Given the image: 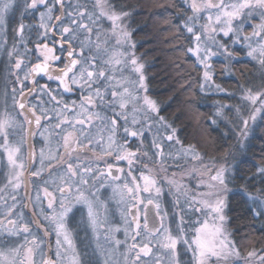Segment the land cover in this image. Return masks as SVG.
Here are the masks:
<instances>
[{"label": "snow or ice", "instance_id": "obj_1", "mask_svg": "<svg viewBox=\"0 0 264 264\" xmlns=\"http://www.w3.org/2000/svg\"><path fill=\"white\" fill-rule=\"evenodd\" d=\"M175 7L203 73L186 91L233 95L215 83L214 57L241 63L242 52L261 67L241 106L218 103L209 121L234 112L231 130L247 138L264 120V0ZM130 16L116 0H0V264H264V242L242 252L226 218L239 179L264 220V166L245 179L183 144L149 95Z\"/></svg>", "mask_w": 264, "mask_h": 264}, {"label": "trees", "instance_id": "obj_2", "mask_svg": "<svg viewBox=\"0 0 264 264\" xmlns=\"http://www.w3.org/2000/svg\"><path fill=\"white\" fill-rule=\"evenodd\" d=\"M178 2L116 0L117 4L131 13L129 24L132 37L140 47L137 54L141 53L139 57L148 64L146 75L149 95L160 103L161 115L177 128L183 144L196 145L208 157L221 160L227 157L230 163L239 166L237 175L245 179L252 177L256 173L255 165L264 166V120L260 117L252 137L242 151L238 150L237 145L234 148L233 132L225 122L210 124L209 121L216 119L218 103L235 105L239 101L240 85L253 87L261 82V77H258L259 67L244 58L241 52L239 61L242 62L233 64V76H226L224 63L217 62L219 69L214 76L215 83L232 93L231 97L224 94L206 97L193 90L186 91L193 78L202 76V70L195 58L184 50L191 45L187 34L176 27L173 13L183 14L175 7ZM236 154L238 156L234 157ZM251 183H258V178L249 181ZM233 186L236 189L244 188L245 181L238 179ZM226 218L234 237L243 241L241 248L248 250L260 247L259 242H264V220L253 217L245 198L236 191L227 198Z\"/></svg>", "mask_w": 264, "mask_h": 264}, {"label": "rangeland", "instance_id": "obj_3", "mask_svg": "<svg viewBox=\"0 0 264 264\" xmlns=\"http://www.w3.org/2000/svg\"><path fill=\"white\" fill-rule=\"evenodd\" d=\"M127 24H128V26H129V28H130V24H129V18H128V20H127ZM130 30H131V28H130ZM132 40L135 42V44H136V48H135V54H136V56L137 57H139L140 55H141V53H138L137 54V49L138 48H140V47H138V42L136 41V40H134L133 39V37H132ZM234 55L236 56V59L237 60H240V54L239 53H234ZM244 55V58H246V59H250V58H248V57H246V55L245 54H243ZM3 57H0V61H1V59H2ZM140 58V57H139ZM141 59V58H140ZM251 60V59H250ZM5 61V60H4ZM251 61H253L255 64H257V62L256 61H254V60H251ZM141 62H143L144 64H145V66L146 67H148V64H146L145 62H147V61H143V60H141ZM224 63L223 62V58L222 57H214L212 60H211V64H212V68H213V72H214V76H215V74H216V71L219 69V67H218V63ZM235 63V61H233L231 64H225L224 63V65H225V75L226 76H233L234 74H235V71H234V68H233V64ZM151 66V65H150ZM257 66L259 67V71H260V73H259V75H258V77H262V70H261V67L257 64ZM203 73H201V75H202ZM261 83V82H260ZM260 83H258L257 85H255V86H253V88H255V87H257V86H259V84ZM219 94H223V93H219ZM240 96V95H239ZM151 97V96H150ZM152 98V97H151ZM230 106H241V100L239 99V101L235 104V105H230ZM227 109H225V115H226V119H224V120H217V123H219V121L220 122H225L226 124H227V127L231 130L232 129V125H233V118H234V115H235V113L234 112H231V111H229L228 113H227V111H226ZM259 119H260V117H257V121H256V123H255V125H250V128H251V131L249 132V135H248V137L247 138H238L237 137V133L236 132H233L232 130V132H233V136H234V138H235V141H234V143L235 144H233V146H234V148L236 149V146L235 145H237V147H238V150L240 149L241 151L242 150H244V148L246 147V145L248 144V141H249V139L252 137V135H253V132H254V128H255V126L257 125V123L259 122ZM177 129V128H176ZM177 135L179 136V134H178V130H177ZM179 138H180V136H179ZM180 140H181V138H180ZM182 141V140H181ZM185 145V144H184ZM186 146V145H185ZM238 156V154H236V155H234V157H237ZM208 157V156H207ZM210 158H212V157H210ZM215 159V158H214ZM216 160H221V159H217L216 158ZM232 165H233V162L231 163ZM233 185H230V188H234V191L233 192H235V187L233 186ZM190 187H191V185H190ZM231 194V193H230ZM101 196H102V198H103V196H104V193L102 192L101 193ZM229 196V195H228ZM228 196H227V198H228ZM171 200H172V197H171V195L166 191L165 192V194H164V196H163V202H164V204H165V206H170L171 205ZM112 207V205H110V208ZM115 207V206H114ZM227 209V208H226ZM111 214H112V216L114 217L115 215L117 216V222H119V210L115 207L114 208V211L113 212H111ZM111 219H112V217H111ZM230 231V230H229ZM231 232V231H230ZM232 233V232H231ZM233 240H235L236 241V243H237V246L241 249V251L242 252H246L247 250H246V248L244 249V248H241L240 247V244L243 242L242 240H240V241H238L235 237H234V235L232 234V237H231ZM250 249V248H249ZM248 249V250H249Z\"/></svg>", "mask_w": 264, "mask_h": 264}, {"label": "flooded vegetation", "instance_id": "obj_4", "mask_svg": "<svg viewBox=\"0 0 264 264\" xmlns=\"http://www.w3.org/2000/svg\"><path fill=\"white\" fill-rule=\"evenodd\" d=\"M5 72H6V62L4 61V58H2L1 61H0V83H2L3 75L5 74ZM43 82L44 81H41V83H43ZM54 86H55L54 84H50V87H54ZM145 143L147 144V141H145ZM114 208H115L114 205H112V207L110 208L111 212L114 211ZM25 214H26V216L28 215V211L27 210H26ZM111 217H112V220H114L116 222L118 221L116 215L113 217L112 214H111ZM75 224L77 226V231H79V234L82 237L83 236V232L80 231V228H82V225L79 224V217H77V221L75 222Z\"/></svg>", "mask_w": 264, "mask_h": 264}]
</instances>
